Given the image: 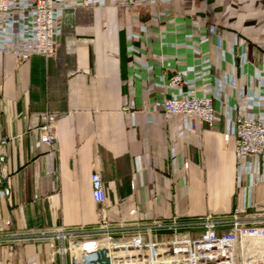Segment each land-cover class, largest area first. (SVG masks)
<instances>
[{
    "label": "crops",
    "instance_id": "0c3cea01",
    "mask_svg": "<svg viewBox=\"0 0 264 264\" xmlns=\"http://www.w3.org/2000/svg\"><path fill=\"white\" fill-rule=\"evenodd\" d=\"M76 1L85 5L58 11L56 56L16 66L0 52V139H8L0 154L11 189L0 186V223L10 218L19 233L90 226L101 207L114 222L133 208L142 221H185L246 202L264 157L247 161L238 184L232 120L244 98L264 123V0ZM176 69L184 94L212 95L213 124L192 130L187 119L140 108L167 95ZM45 111L62 114L53 148L34 131ZM95 170L104 202L92 195ZM6 248L0 264H59L46 242H25L11 259Z\"/></svg>",
    "mask_w": 264,
    "mask_h": 264
},
{
    "label": "built area",
    "instance_id": "2783aa9c",
    "mask_svg": "<svg viewBox=\"0 0 264 264\" xmlns=\"http://www.w3.org/2000/svg\"><path fill=\"white\" fill-rule=\"evenodd\" d=\"M115 4L134 6L143 0H113ZM73 0H0V52L11 55L16 66L33 54L46 58L57 55L60 38L58 11L83 6ZM133 51L136 48H132ZM162 61L163 56H155ZM137 60H134V64ZM185 72L174 70L166 81L167 95L153 104L143 102L144 111H158L166 118L187 119L192 130L196 121L213 124L216 110L212 95L206 90L186 95L182 86ZM129 109V106L126 107ZM59 112L45 111L35 126L40 143L54 147ZM235 136L237 181L245 173L251 158L264 157V123L247 109L244 98L238 99L232 120ZM231 134L224 138L229 140ZM8 139H0L5 146ZM189 161L184 162L187 169ZM7 155L0 154V186L11 193ZM94 200L104 202V184L99 171L91 174ZM264 187V172L258 174L249 188L250 197L227 214L209 211L182 220L178 215L168 219L142 221L133 208L127 217L114 222L105 208H99L97 222L90 226L58 228L39 227L25 233L13 230L10 218L0 223V244L7 246L11 259L25 242L42 241L48 247L51 263L59 264H264V198L257 199Z\"/></svg>",
    "mask_w": 264,
    "mask_h": 264
}]
</instances>
